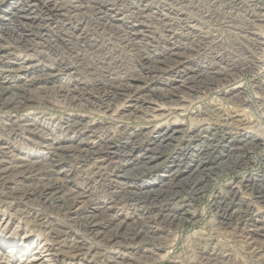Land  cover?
Here are the masks:
<instances>
[{"label": "rangeland", "instance_id": "obj_1", "mask_svg": "<svg viewBox=\"0 0 264 264\" xmlns=\"http://www.w3.org/2000/svg\"><path fill=\"white\" fill-rule=\"evenodd\" d=\"M24 1L0 0V21ZM64 1L121 33L14 16L30 46L0 39V264H264V0Z\"/></svg>", "mask_w": 264, "mask_h": 264}, {"label": "bare ground", "instance_id": "obj_2", "mask_svg": "<svg viewBox=\"0 0 264 264\" xmlns=\"http://www.w3.org/2000/svg\"><path fill=\"white\" fill-rule=\"evenodd\" d=\"M63 2H58L57 0H55V3H54V5H51L50 3L52 2V0H25L24 1V3L22 4V5H20L19 7H17V8H13L11 11L12 12H10V14H5V17L3 18V21H0V39H4V38H8L9 39V37H10V39L12 40L11 42L12 43H14L15 45H19L20 47H21V45L23 46V47H28V43H26L27 42V40L25 39V38H23V37H25V36H23L22 37V35L20 36L19 34H18V31H16V29L14 28V26H13V24H12V22H13V17L14 16H17V17H20V18H22V19H26V20H32V21H39V22H47V24H49L50 26L54 23V24H56V28H58V27H61V28H63L64 27V29H63V31L64 30H66L67 32H69V31H73V30H71V29H69L68 28V25L69 24H66L68 21L69 22H73V20H72V18L73 19H76V16L77 15H79V14H81V17L83 16V25H85V28H80L79 30H80V34L78 33H76V35H79L78 36V39H80L81 41H82V43L84 42V43H86V41L87 42H90V38H91V36L92 35H95V33L96 34H98L99 33V29H102L101 31L104 33L105 32V34H107V33H113V32H115V29L117 30V31H119V34L121 33L120 32V28H121V26L119 27V26H117V28H116V26H114L115 24H116V17L117 16H115V15H113V13H108V10H106V11H102L101 10V7H103V6H99V8L97 9V8H95V5L93 6L92 5V7L90 8L89 6V10H87V13H78V12H81L82 11V9L81 10H77V9H75V11H74V9L72 10V9H70L69 7H68V5H67V3L64 1V0H62ZM67 1V0H66ZM101 1V0H100ZM182 1V0H181ZM184 1V0H183ZM182 1V2H183ZM71 2V1H70ZM86 2V1H85ZM98 2V1H97ZM104 2V1H103ZM107 2V1H106ZM112 2V1H111ZM110 2V3H111ZM161 2V1H160ZM69 3V2H68ZM101 3V2H100ZM129 4H130V2H129ZM133 4V3H132ZM70 5H71V3H70ZM77 5V4H76ZM97 5H100L99 3L97 4ZM102 5V4H101ZM78 6V5H77ZM83 7H84V5H82ZM32 8V9H31ZM74 8V7H73ZM85 8V7H84ZM93 8V9H92ZM104 8V7H103ZM86 9V8H85ZM92 9V10H91ZM108 9V8H107ZM84 10V9H83ZM105 10V9H104ZM74 11V12H73ZM140 11V13L142 14V10H139ZM145 11V10H144ZM253 11V10H252ZM1 12V11H0ZM55 12V14L57 13L58 15H56V17H55V14H53ZM92 13V15H94V18L92 19V18H90V16H87L86 14H88V13ZM232 12V11H231ZM63 13V14H62ZM130 13V12H129ZM145 13V12H144ZM144 13H143V15H144ZM131 14V13H130ZM139 14V13H138ZM140 14V15H141ZM150 14V13H149ZM76 15V16H75ZM112 15V16H111ZM134 15V14H133ZM132 15V16H133ZM137 15V14H136ZM75 16V17H74ZM128 16H129V14H128ZM131 16V15H130ZM150 16V15H149ZM149 16H146L147 17V19H148V17ZM92 17V16H91ZM115 18V19H114ZM132 18H134V17H132ZM141 18H144V17H141ZM150 18H152V19H154L157 23H164L163 25H165V22H167V21H169L170 22V20H167L165 17H163V15H151L150 16ZM1 19V18H0ZM59 19H61V20H59ZM126 19H128V18H126ZM145 19V18H144ZM178 19V18H177ZM78 20V19H77ZM133 20H136V19H133ZM132 20V21H133ZM151 20V19H150ZM82 21V20H81ZM80 21V22H81ZM152 21V20H151ZM173 21V20H172ZM137 22V21H136ZM147 22V21H146ZM75 23V22H74ZM78 23H79V20H78ZM127 23H129V19H128V22ZM133 22H131V24H132ZM154 23V22H153ZM172 23V22H171ZM46 24V23H45ZM170 24V23H169ZM173 24V23H172ZM175 24V23H174ZM73 25V24H72ZM120 25V24H119ZM136 27L135 25H133L132 24V27H131V29L132 30H130V32H128V33H131V34H129V35H131V36H129L130 38H132L134 35H133V33L135 32L136 33V30H135V28L134 27ZM161 26H162V24H161ZM166 26H167V24H166ZM123 28V27H122ZM165 28V27H164ZM133 29H134V32H133ZM60 30V29H59ZM122 30V29H121ZM159 30V29H158ZM116 31V32H117ZM167 31V30H166ZM45 32V31H44ZM101 32V33H102ZM21 33V32H20ZM70 33V32H69ZM88 33H90V34H88ZM40 34V33H39ZM105 34H104V36H105ZM115 34H118V33H115ZM118 34V35H119ZM125 34V33H124ZM73 35H74V33H73ZM103 35V34H102ZM113 36H114V34H112ZM81 36V37H80ZM98 36V35H97ZM100 36V35H99ZM70 37V36H69ZM101 37H103V36H101ZM112 37V36H111ZM122 37V36H121ZM127 35H125V37H123V39H124V41L127 43V41L131 44V39L129 38ZM40 38V37H39ZM104 38V37H103ZM103 38H101V39H103ZM129 38V39H128ZM92 40H93V37L91 38ZM96 39V38H95ZM118 38H116V40H117ZM122 39V38H121ZM205 39V38H204ZM85 40V41H84ZM213 40V39H212ZM8 41V40H7ZM10 41V40H9ZM78 41V40H77ZM203 41V40H202ZM205 41V40H204ZM120 42H122V40L120 41ZM193 42V41H192ZM200 42V41H199ZM95 43V42H94ZM94 43H92V45L91 46H94V48H96V50H97V52H99V51H102V48H103V45L101 44V43H98V41L96 42V45L94 44ZM133 43V42H132ZM50 44V43H49ZM91 44V43H90ZM135 44V43H134ZM142 44V43H141ZM138 45V44H137ZM30 46V45H29ZM131 47V46H130ZM202 48V47H201ZM25 49V48H24ZM134 50V49H133ZM136 50H137V48H136ZM143 50V49H142ZM138 51V50H137ZM144 52V51H143ZM146 53V52H145ZM174 53V52H173ZM139 54V53H138ZM199 54V53H198ZM108 56V55H107ZM141 56H143V55H141ZM140 56V57H141ZM147 58H146V57ZM144 57H145V60H150L151 59V56L149 55V54H146ZM142 58V57H141ZM65 60V59H64ZM107 71V70H106ZM207 74H209L208 73V71H207ZM209 76V75H208ZM111 77V76H110ZM112 78H113V76H112ZM105 80V79H104ZM113 80V79H112ZM115 80V79H114ZM128 80V79H127ZM110 81V80H109ZM109 81H108V83H109ZM112 82V81H111ZM128 82V81H127ZM104 83V82H103ZM117 83V82H116ZM120 84V83H119ZM115 85V84H114ZM127 85V84H126ZM200 85V84H199ZM100 86V85H99ZM104 86V85H103ZM119 86V85H118ZM134 87V86H133ZM100 89V88H99ZM128 89V88H127ZM9 90V89H8ZM7 89H1L0 90V95L2 96V95H4L7 91H8ZM137 91V90H136ZM122 93V92H121ZM106 94V93H105ZM124 94V93H123ZM167 94V93H166ZM120 95V94H119ZM133 95V94H132ZM131 96V95H130ZM166 96V95H165ZM3 97V96H2ZM223 129V128H222ZM220 132V131H219ZM215 134H213V136H214ZM172 135H170L169 136V138L171 137ZM222 136V135H221ZM223 137V136H222ZM225 137V136H224ZM168 138V139H169ZM209 138V137H208ZM213 138H215V137H213ZM212 138V139H213ZM218 138V137H217ZM167 138H166V136H163V137H161V140H159V143L160 144H163V143H165V141H167L168 140ZM234 139V138H233ZM222 140V139H221ZM229 140V139H228ZM230 140H231V138H230ZM134 141V140H133ZM216 141H218V140H216ZM209 143V142H208ZM216 143V142H215ZM218 143H220V142H218ZM234 141L233 140H231V141H227V146H224L226 149H225V151H228L227 149H229V148H231V147H233V145H234ZM128 145H130V144H128ZM211 145H212V143H211ZM213 145H215V144H213ZM224 145V144H223ZM158 146V145H157ZM216 146V145H215ZM222 146V145H221ZM149 147V146H148ZM198 147V149L197 150H195V151H193V153H191V154H189L185 159L189 162V161H191V162H194V157L195 156H203V153L202 152H204V150H202V146L200 147V146H197ZM204 148V147H203ZM211 148V147H210ZM235 148V147H234ZM124 149V148H123ZM147 149V148H146ZM145 149V152L143 153V154H141V155H137L134 159H133V161L132 160H129V162H127V166L124 168V174H123V176H120L119 178H120V180L122 179V181H126L127 182V176H128V170H130V168H132L133 166H135V165H138V166H140V169H142V170H145V169H147L148 168V166L149 165H151L152 163H153V161H154V159H155V155H154V153H153V151L151 152V151H149V149H147L146 150ZM219 149V148H218ZM152 150V149H151ZM128 151V150H127ZM222 151V150H221ZM233 151V150H232ZM205 152H206V150H205ZM212 152V151H211ZM130 154V153H129ZM193 154V155H192ZM222 154V153H221ZM127 155V154H126ZM132 155V154H131ZM130 155V156H131ZM223 155V154H222ZM191 156V157H190ZM221 156V155H220ZM188 157H189V159H188ZM188 162H186L187 164H188ZM197 162V161H196ZM205 161H204V159H201L200 161H199V163L198 164H196L195 165V167H192V166H194V164H192V165H190L189 167H185V169L183 170L182 168V171H180L181 173H182V177H181V179H179V183L180 182H185V184H188V183H190V180H194V179H196V178H198V176L200 177L204 172H206L207 170H208V167L207 166H205ZM123 166V165H122ZM211 168V167H210ZM178 169H179V167H178ZM172 174V173H171ZM208 175V174H207ZM171 176V175H170ZM130 177V176H129ZM173 179H174V177H173ZM172 181V180H171ZM171 181H169V182H171ZM173 182V181H172ZM171 182V183H172ZM166 183V182H165ZM124 184H126V183H124ZM168 184V183H167ZM184 184V185H185ZM172 185V184H171ZM174 185V184H173ZM197 185H198V183H195V187H197ZM161 186V185H160ZM190 186V185H189ZM126 188V187H125ZM172 188V187H171ZM170 188V189H171ZM181 188V187H180ZM190 188H192V186L190 187ZM152 189V188H151ZM161 189V188H160ZM183 189V188H182ZM198 189V188H197ZM153 190V189H152ZM169 191V188L167 189H165V191ZM193 190V189H192ZM252 190H257V194H258V198H259V200L261 201V203L262 204H264V186H262V185H259L258 187H254ZM150 191V192H149ZM147 190V193H145V194H141L139 197H136V198H134V197H132V198H130V200L131 201H141V200H144V201H146V200H148L149 198H150V196H151V190ZM181 191V190H180ZM191 192V191H190ZM189 192V193H190ZM142 193V192H141ZM180 193V192H179ZM187 193V192H186ZM138 194V193H137ZM168 194V193H167ZM188 194V193H187ZM146 195V196H145ZM133 196V195H132ZM165 196V195H164ZM156 197V196H155ZM159 197V196H158ZM154 199V198H153ZM177 199V198H176ZM155 200V199H154ZM178 200V199H177ZM149 201H151V200H149ZM152 203H154V202H152ZM150 204V203H149ZM163 204V203H162ZM164 215V214H163ZM168 216V215H167ZM181 216H178L177 214H172V215H170L169 216V220H168V222L169 223H172V224H174L175 223V221H178V219H181L180 218ZM165 218H167V217H165ZM95 219V218H94ZM164 219V218H163ZM167 220V219H166Z\"/></svg>", "mask_w": 264, "mask_h": 264}]
</instances>
